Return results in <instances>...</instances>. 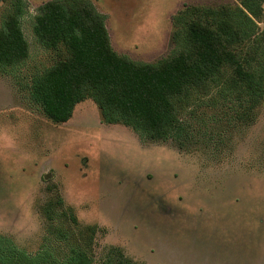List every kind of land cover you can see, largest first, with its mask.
<instances>
[{"label": "rangeland", "instance_id": "374dc122", "mask_svg": "<svg viewBox=\"0 0 264 264\" xmlns=\"http://www.w3.org/2000/svg\"><path fill=\"white\" fill-rule=\"evenodd\" d=\"M28 78L55 60L31 24L50 0H24ZM106 17L111 46L132 60L166 57L171 18L185 5L240 0H89ZM8 0H0V25ZM262 18L257 33H264ZM262 45V44H261ZM219 97L183 112L182 150L102 122L89 99L53 124L9 75H0V234L29 253L41 244L39 206L55 192L81 225L96 227L94 264L113 248L141 264H264V99L249 124ZM49 188V192L47 189Z\"/></svg>", "mask_w": 264, "mask_h": 264}, {"label": "trees", "instance_id": "16d2710c", "mask_svg": "<svg viewBox=\"0 0 264 264\" xmlns=\"http://www.w3.org/2000/svg\"><path fill=\"white\" fill-rule=\"evenodd\" d=\"M263 3L185 5L171 18L169 54L149 63L114 51L106 17L89 0L46 1L37 8L31 31L56 58L24 78L21 70L30 52L21 20L27 4L8 0L0 25V75L11 76L53 124L69 121L75 106L89 99L103 123L182 150L192 135L181 115L209 105L215 96L231 103L234 122H253V110L264 99V33L258 34L256 25ZM39 213L44 235L37 251L29 253L0 234V264H94L95 226L79 224L55 192ZM101 264L141 263L113 248Z\"/></svg>", "mask_w": 264, "mask_h": 264}]
</instances>
